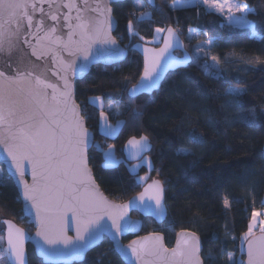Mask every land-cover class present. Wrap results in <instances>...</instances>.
I'll use <instances>...</instances> for the list:
<instances>
[{
    "label": "trees",
    "instance_id": "obj_1",
    "mask_svg": "<svg viewBox=\"0 0 264 264\" xmlns=\"http://www.w3.org/2000/svg\"><path fill=\"white\" fill-rule=\"evenodd\" d=\"M246 2L255 9L248 19L256 22L260 33L256 37L248 30L225 25L220 16L201 7L173 10L172 0H155L154 8L139 0L115 4L114 37L125 49L142 40L151 41L158 27H173L193 60L186 69L169 74L159 91L136 99L128 98L127 90L138 82L142 60L131 51L122 64L93 67L76 83L75 99L95 141L88 153L89 166L103 194L113 202L124 203L140 193L142 187L124 163L122 149L133 136H147L152 146L147 157L153 169L147 172L141 168L138 175L149 173L153 180L162 181L168 217L161 225L136 214L133 218L142 220L141 235L158 232L167 246L180 231L196 233L204 264H229V253L237 260L244 259L240 238L248 229L253 211L264 208V63L260 62L264 61V0ZM137 4L151 13L150 21H137L133 15L141 8ZM130 20L138 33L132 40L127 28ZM190 28L197 32L189 40ZM209 40L208 58L192 54V45ZM206 63L214 64V69L207 68ZM233 88L244 90L242 106L231 103L229 91ZM94 97L105 107L110 103L119 106L116 116L106 114L110 121L122 122L113 139L99 131L101 111L91 104ZM192 131L203 137V143L191 141ZM108 146L113 147L119 161L111 167L104 162ZM179 148L191 154L179 155ZM0 168L5 177L0 186V217L33 233L32 225L23 217L12 180ZM225 199L230 205L227 211L223 207ZM1 226L0 242L4 246ZM131 240L127 237L123 242ZM208 253L214 258L208 259ZM27 256L28 264H43L31 246L27 247ZM0 264L7 263L2 260ZM80 264L123 263L105 239Z\"/></svg>",
    "mask_w": 264,
    "mask_h": 264
},
{
    "label": "snow or ice",
    "instance_id": "obj_2",
    "mask_svg": "<svg viewBox=\"0 0 264 264\" xmlns=\"http://www.w3.org/2000/svg\"><path fill=\"white\" fill-rule=\"evenodd\" d=\"M118 0H0V145L4 159L10 162L9 176L19 185L23 198L29 202L27 210L35 209L39 222L37 236L41 237L45 253L61 252L60 246L71 245L75 255L82 254L89 244L98 243L105 231L115 237L113 243L122 255L135 258V264H204L201 256V241L194 232L181 231L177 234L174 247H166L164 236L158 232L133 240L125 249L119 244V235L126 227L132 230L125 220L127 210L133 203L115 204L99 192L88 167V148L95 145L79 106L73 100L72 77L85 71L89 57L109 50L116 45L112 35L115 20L111 3ZM155 5V0H148ZM193 0H172V9L184 8ZM206 6L205 11L227 17L229 25L246 28L252 36L260 35L255 21L248 16L255 9L246 0H196ZM45 5L47 7H45ZM136 7H141L137 4ZM162 12L163 9L160 8ZM239 13V15H237ZM39 14V15H37ZM138 22L150 18L151 14L140 10L133 13ZM131 35H138L130 20L127 25ZM167 32L163 47L145 48L146 54L143 75L139 83L128 89L132 99L141 92H149L160 87L162 61L174 63L176 58L170 52L179 43L176 30L169 27L156 28L157 34ZM195 31L189 29V32ZM31 38V39H30ZM141 39H143L141 37ZM211 45L212 41L209 40ZM26 45L30 51H25ZM67 53L69 59H65ZM195 53L206 56L205 49L197 46ZM50 57L53 68H48L58 78L52 82L45 73H37L38 65L31 59ZM77 63V59H81ZM185 62L193 57L185 56ZM212 60L218 63L216 57ZM264 63V61H260ZM47 64V61L45 62ZM214 69L215 65H207ZM218 74V73H217ZM231 103L241 105L243 89H230ZM99 100L98 97L90 98ZM103 107V105H101ZM118 105L108 104V108ZM136 115H140L139 112ZM101 118L108 117L101 112ZM106 126L112 128V125ZM115 129H113L114 131ZM193 143H203V137L195 131L189 133ZM151 145L147 136L127 141L129 154L139 157ZM179 155H189L190 150L179 148ZM111 160V149L105 153ZM30 165L32 183L24 179ZM153 169L151 160L143 158L141 164ZM4 174L0 171V186L4 184ZM140 181L148 178L137 177ZM164 185L153 180L134 201L150 210L156 216H164ZM224 209L230 205L224 200ZM253 211L247 231L240 238L239 250L246 259H235L228 254L229 264H264V219ZM107 217L111 223L101 221ZM7 224V247L0 242V259L7 258L8 264H26L24 254L25 232L11 221ZM75 226L76 235H67L68 228ZM208 253V259H213Z\"/></svg>",
    "mask_w": 264,
    "mask_h": 264
},
{
    "label": "water",
    "instance_id": "obj_3",
    "mask_svg": "<svg viewBox=\"0 0 264 264\" xmlns=\"http://www.w3.org/2000/svg\"><path fill=\"white\" fill-rule=\"evenodd\" d=\"M125 1L126 0H118V2L111 3L109 5L111 7V9H112V16H113V8H112V6L115 5V4L123 3ZM139 1L145 2L147 4V6L150 7V8H154L155 7V5H150L148 0H139ZM45 7H47V6L45 5ZM37 15H39V14H37ZM113 19L115 20L114 16H113ZM115 22H116V20H115ZM116 28H117V22L115 23V26H114L113 31H112L113 37H114V33L116 31ZM171 28H173V27H171ZM166 38H167V32L165 31L163 33V37H162L161 43H160V45L158 47L147 45V44H144L142 42H138V43H135L130 48V50H127L116 40L117 41L116 45L108 46L109 50H107V51H103L102 50L99 53H96L95 48H94L93 49V55L91 57H89L88 61H84L85 63H87V69L85 71L77 74L76 76L72 77V83H73V97L72 98H73L75 104L78 105L77 102H76V99H75L76 83L81 81V80H83L89 74L90 70L93 67H96V66L112 67V66L120 65L127 59L128 53H129V51H131V52L136 53L142 60V73H141V76H142L143 75L144 64H145V57H146L144 49L145 48H153V49L162 48L163 47V41ZM21 47H23L25 51H30V49H28L26 45H21ZM170 52L176 58V61L174 63H168L166 60L162 61V64H163L162 76L164 78L161 80L160 87L158 89H156V90H152V91H149V92H141L140 94L136 95L132 99H136L139 96H143V95H146V96L152 95L153 93H155V92L160 90L163 82L165 81L166 77L169 74L174 73V72H176L178 70H183V69L187 68V66L189 65L190 62H185V60L183 58L185 56H190V55L186 51L184 43L181 40L180 36H179V43L178 44H174L173 48L170 49ZM177 54H181V56H178ZM63 55H64L65 59H69V57L67 56V53H63ZM31 59L38 65V67L35 69V71L37 73L44 72L45 73V78L50 79L52 82H58V78L55 75H53L51 72L47 71L48 68H53L54 67V65L50 61V57H44V58H41L40 60H36L35 57H32ZM46 61H47V64L45 63ZM76 62L78 64L81 63L82 62V58L81 59H77ZM2 63L3 62L0 61V66H2ZM139 80H140V78H139ZM139 80H138V82L136 84L139 83ZM127 96L129 98L128 92H127ZM79 109H80V112H81V108L80 107H79ZM81 115H82V112H81ZM85 126H86V124H85ZM88 131L91 134L92 139H94L93 133L89 129H88ZM92 147H93V145L89 146L88 153L92 149ZM151 148H152V146L150 147V149H148L144 153H142L141 156L135 157V156L129 154V151H128V148H127V142H126L125 145L123 146V149H122L124 163H126L127 165H134V164L140 163L143 158H146L149 155V153L151 151ZM3 157H4L3 146L0 145V165L4 168L5 173L12 180V182H13L16 190H17V193H18L21 205H22L23 217L26 218L29 221V223L32 225V228H33V233H29L26 230H24L22 227L17 225L14 221L8 220V219L3 220L1 222V224L3 226V241H4V247L5 248L7 247V224L4 223V221H11L13 224H15L17 227L23 229L24 232H25L24 254H25L26 264H28V256H27V247L28 246H31L33 248L36 257L38 259H40L43 264H80V263H82L85 260L87 255L91 251H93L96 248H98L103 243V241L105 239L108 240L112 244L114 252L117 254V256L119 257V259L121 260V262L123 264H135V258L134 257L122 255L120 253V251L117 250L116 246L113 243L115 237L112 235V233H109L107 231H105L103 233V237L98 243L89 244V246L86 248V250L80 255H75V254L72 253V251H71V247L72 246L71 245L66 246V247L65 246H60L61 248H63V251H61V252L45 253L44 251H42V248H46L47 245H44L42 238L37 236V232L39 231V222H38L37 217L35 216V209H32L31 212H29L27 210V205L29 204V202L26 201L23 198L22 193H21L20 188H19V185L14 183L13 178L9 176L10 162L6 161ZM25 166L28 169V171H26L24 179L27 180V182L29 184H31L32 183L31 174H30L31 166L27 165V164ZM88 167L90 169L89 161H88ZM91 175H92L93 180L95 181L96 186L98 187L99 192L102 193V195L108 201H110L112 203H115V204H129L130 201H133V203L129 206V208L127 210V215L125 216L124 219L128 220L129 224L130 225H134V227L132 228V230H129L128 227H126L125 230L122 233L118 234L119 235V244L122 245L125 249L131 243V241L138 240L140 237L148 235V234L147 235H141L142 227H143L142 220L133 218V214H136L137 216H139L142 219H151L157 225H161V224H163L166 221V219L168 217V210H167L166 201H165V190H164V199H163V204H164V208H165V215L164 216H156V215L152 214L150 212V210H146L145 208L140 207L139 206L140 202L134 201V198L138 197L139 193L136 196L132 197L130 200L124 202V203H116V202H113V201L109 200L103 194V192L101 191L100 187L98 186L95 178L93 177L92 171H91ZM152 181L153 180H151L148 183H146L142 187L140 193L142 191H144V188H146L148 184L152 183ZM105 222L111 223V221L107 217H105L104 220L101 221V224H104ZM177 234H176V236L174 238V242H173V244L171 246H167L166 243H165V239H164V243H165L166 247L171 248V247L175 246V241H176V238H177ZM67 235L69 237H71V238L75 237L76 232H75L74 224L71 225L68 228ZM127 237H131L132 240L127 242V243H124L123 240L125 238H127ZM202 250H203V248H202V244H201V254H202ZM242 255H243L244 259H246V254H242ZM5 261L8 264L7 258H5Z\"/></svg>",
    "mask_w": 264,
    "mask_h": 264
},
{
    "label": "rangeland",
    "instance_id": "obj_4",
    "mask_svg": "<svg viewBox=\"0 0 264 264\" xmlns=\"http://www.w3.org/2000/svg\"><path fill=\"white\" fill-rule=\"evenodd\" d=\"M190 7H201L203 9H205L206 6H202V5H198L196 3V0H193V3L189 4L188 6L184 7V8H190ZM172 9V8H171ZM177 9H183V8H177ZM140 10H143L142 8H140L138 11ZM174 10V9H173ZM176 10V9H175ZM146 11V10H144ZM150 13V12H149ZM210 13V12H209ZM151 14V13H150ZM212 14H215V15H218L220 16L223 20H224V24L231 27V28H234V29H239V30H247L246 28L240 26V25H236V24H232V25H229L227 23V17L226 16H222L218 13H212ZM237 15H239V13H237ZM151 20V16L150 18H145L144 21H150ZM195 30V29H194ZM196 30L193 31V32H189L188 31V39L192 37V35H195L196 34ZM164 33V32H163ZM163 33H159L157 34L156 32H154V37L151 41H145V40H142L144 44H147V45H151V46H155V47H158L161 43V40H162V37H163ZM128 34H129V38L130 40H132V38L135 36V35H131L128 31ZM256 37V36H255ZM190 40V39H189ZM197 46H202L204 47L205 49V53L207 54L206 56H203V55H197L195 53V49ZM211 45L208 44V42L206 43H203V44H195V45H192L190 50L192 52V54H194L195 56H197L198 58H208L209 55H208V51H209V48H210ZM92 105H94L96 108H98L101 112L103 110V113L106 115L107 113L108 114H113L114 116H116V114L118 113L119 111V108L117 109L116 107H113V108H108V106H104L103 102L101 99L99 100H92L90 101ZM101 105H103V107H101ZM115 106V105H114ZM105 109V110H104ZM108 116V115H106ZM106 123L107 124H110L112 125V128H109L106 126ZM99 131L100 133L106 137V138H109V139H113L114 137H116V135L118 134V132L120 131L121 127H122V122L120 120H117L115 122L113 121H110L109 119H107V122H105L102 118H101V115H100V119H99ZM113 129H115L113 131ZM109 149H111V152H112V159L109 161L107 160L106 156H105V153H107L109 151ZM147 159H149L148 157H146ZM104 162H105V165L107 166H115L117 165V163L119 162L117 160V157L115 156V152H114V149L113 147L111 146H108L107 149L104 151ZM141 164L138 163V164H134V165H129V171L130 173L135 177L136 181L138 182V184L143 187L146 183H148L149 181L153 180L150 176H149V173L147 175H145L148 179L146 181H140L137 179V177H145V176H139L138 173L140 171L141 168H145L147 170V172H150L151 170L147 167V166H140V167H136L134 168V166L136 165H139ZM0 171H2V169L0 168ZM257 213H260V215L257 217V229L259 227V220L261 219H264V213L262 210H259V211H256ZM5 220V218H2L0 217V223ZM251 222V220H250ZM250 224V223H249ZM1 226V225H0ZM249 226V225H248ZM2 227V226H1ZM240 246V244H239ZM4 247V246H3ZM240 254H242L240 252ZM239 260V259H238Z\"/></svg>",
    "mask_w": 264,
    "mask_h": 264
},
{
    "label": "built area",
    "instance_id": "obj_5",
    "mask_svg": "<svg viewBox=\"0 0 264 264\" xmlns=\"http://www.w3.org/2000/svg\"><path fill=\"white\" fill-rule=\"evenodd\" d=\"M263 213H264V208H263ZM2 260H5V258H3V259H0V261H2Z\"/></svg>",
    "mask_w": 264,
    "mask_h": 264
},
{
    "label": "crops",
    "instance_id": "obj_6",
    "mask_svg": "<svg viewBox=\"0 0 264 264\" xmlns=\"http://www.w3.org/2000/svg\"><path fill=\"white\" fill-rule=\"evenodd\" d=\"M108 166V165H107ZM111 167V166H110Z\"/></svg>",
    "mask_w": 264,
    "mask_h": 264
}]
</instances>
